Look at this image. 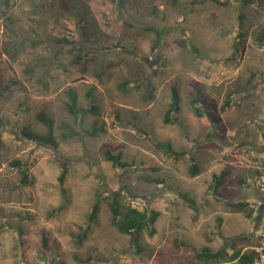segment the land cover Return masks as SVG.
I'll list each match as a JSON object with an SVG mask.
<instances>
[{
    "label": "rangeland",
    "instance_id": "1",
    "mask_svg": "<svg viewBox=\"0 0 264 264\" xmlns=\"http://www.w3.org/2000/svg\"><path fill=\"white\" fill-rule=\"evenodd\" d=\"M192 1L0 0V264H205L194 260L191 248H175V241L196 249L225 247L229 255L258 248L262 255L254 264H264V214L259 216L254 194L264 191V46L256 41L264 30V0L248 6L242 0H223L227 6ZM148 26L167 28L158 51ZM241 32H248L247 46L235 58ZM124 81H130L126 91ZM173 85L181 92V112L178 123L166 125ZM196 86L203 89L201 114L192 104ZM70 90L80 107L93 102L99 112L76 119ZM230 92L236 109L227 114ZM28 105L34 109L26 111L25 123L33 131H48L39 112L54 119L59 149L22 136L18 125ZM103 124L105 132H87ZM66 125L81 134L64 139ZM139 129L189 154L176 160ZM107 148L123 152L133 166L113 168L104 158ZM192 157L201 169L197 176L191 175ZM16 160L28 172L34 196L19 187ZM228 167L221 198L213 175ZM144 174L165 184L140 180ZM98 196V219L78 245L75 235ZM109 197L124 208L160 212L156 233L145 230L137 246L114 225ZM239 200L255 208L253 217L234 210L231 202ZM208 264L238 262L229 257Z\"/></svg>",
    "mask_w": 264,
    "mask_h": 264
},
{
    "label": "trees",
    "instance_id": "2",
    "mask_svg": "<svg viewBox=\"0 0 264 264\" xmlns=\"http://www.w3.org/2000/svg\"><path fill=\"white\" fill-rule=\"evenodd\" d=\"M205 1H211L223 6H227L230 4L229 1H223V0H193L191 2L192 6H198V4H202V2ZM244 2L245 6L252 5L255 3H260L262 0H242ZM77 16V15H76ZM81 23V20L79 19V24ZM148 31H152L155 33V39L153 42L152 50L158 51L161 48L163 36L167 31V28H159L154 26H148L146 27ZM247 40H248V32H241L238 35V41L234 45V57L236 58L238 54H242L247 46ZM257 43L260 46H264V30H260V33L257 35L256 38ZM194 52L199 53V50L194 48ZM82 60V56H79L77 58V63H79ZM136 82H139V79L136 80ZM130 84V81H124L121 85V89L123 91H126L127 86ZM70 96V102H69V111L70 113L78 119L79 117H85L88 114H97L99 112V107L96 106L93 102H90L87 107H80L78 105V99L77 94L73 91H69ZM88 97L91 98V94H88ZM234 95L233 92H230L227 97L225 104L223 106L224 111L227 114H231L236 109V106L233 101ZM203 102V89L200 86H196L195 93L193 96L192 104L195 108V111L198 114L200 113V107L198 105L202 104ZM34 106L31 105L24 110L23 118L19 122V130L22 133V136L29 141L42 143L48 146H51L53 149L57 150L59 149L60 143L55 135V129H54V119L48 115L45 111H41L37 114V118L40 122L45 124L48 128L47 133L41 134L38 132L33 131L26 123L25 119L27 118V112L33 110ZM181 112V94L180 90L177 85H173L171 87V102L166 110L165 116L163 118V123L166 125L169 124H175L179 122V116L178 114ZM115 120H119V115H115ZM4 122L3 120H0V148L3 146V129ZM89 130V131H88ZM87 132L92 136L95 137L101 132H105L107 130V126L105 124L97 126H91L90 129H88ZM140 132H144V135L147 136V138L152 142V144L159 150H163L166 154L174 157L176 160L185 157L189 154V151L186 149L183 150H176L173 147V144L170 141L166 142H160L156 139V137L149 131L139 129ZM66 133H63V138L68 139L70 137H75L81 134L80 131H75L71 126L66 125ZM187 138L190 137L187 135ZM104 158L107 162H110L111 166L115 169L121 168V169H128L132 167L133 165L129 163L128 161L123 160V152L119 153H113L112 149L107 148L104 150ZM191 160V175L197 176L200 174L201 169L198 164V160L194 157L190 158ZM14 166H18L21 170V181L20 186L23 190L26 191V193L29 196H34V191L31 187V181L29 178V174L26 170L22 168L23 164L22 161L16 160L13 164ZM144 166L151 168L153 171H159V168L156 166H153L152 164H144ZM68 174V162H65L64 168L59 176V183L62 186V192L66 193V189L64 188V183L66 181V177ZM231 176V168L228 167L225 170H223L220 174H214L213 175V181L215 183L214 189L219 197L224 198L225 195L219 191V189L223 186L225 183V180L228 179ZM140 180L156 184V185H162L165 184V179L154 177L150 174H144L139 177ZM244 180H240L239 184H244ZM180 196L191 206L195 207L196 201L193 198H190L187 193H180ZM109 205L112 212L113 217V223L117 227V229L123 233L130 235L132 237L133 242L139 246L140 239L142 236V233L145 230H149V233L151 235H154L156 233V229L153 227L156 221L158 220L160 216V212H157L155 210L150 211L148 208L140 209L138 207L134 206H128V207H122L118 197H109ZM231 206L234 208L236 212H244L245 210H248L247 217H253V214L255 212L254 207H250L251 205L247 201H236L231 202ZM250 209H247L249 208ZM63 209V206L58 207L56 211H60ZM101 210V197L98 196L94 204L91 206L87 220L84 224L80 226V231L75 235L76 243L79 245L83 242L85 236L89 233V231L92 228V225L96 223L99 213ZM221 221V219H219ZM242 238L234 237L233 244L236 246V243ZM175 241V248L177 247H188L191 248L194 252V260L196 261H203L205 264L208 263H214L219 262L223 259L231 257L234 260H237L238 264H254L259 258H261L262 252L259 251L258 248H252L245 252L241 251L240 249L236 250L234 255H229L228 250L223 247L221 249H212L211 247H202L199 249L193 248L189 243L187 242H179ZM43 243L45 246H48V239L47 237L43 238ZM75 260L81 263H90L92 262V258L86 257L82 258L78 255H75Z\"/></svg>",
    "mask_w": 264,
    "mask_h": 264
},
{
    "label": "flooded vegetation",
    "instance_id": "3",
    "mask_svg": "<svg viewBox=\"0 0 264 264\" xmlns=\"http://www.w3.org/2000/svg\"><path fill=\"white\" fill-rule=\"evenodd\" d=\"M254 194H257V197L260 201V205L258 206V212H259V216H262L264 214V194L259 191H256ZM247 196L248 195H246V197Z\"/></svg>",
    "mask_w": 264,
    "mask_h": 264
},
{
    "label": "crops",
    "instance_id": "4",
    "mask_svg": "<svg viewBox=\"0 0 264 264\" xmlns=\"http://www.w3.org/2000/svg\"><path fill=\"white\" fill-rule=\"evenodd\" d=\"M179 88V87H178ZM180 90V89H179ZM194 93H195V91H194ZM180 94H181V92H180ZM193 96H194V94H193ZM192 100H193V98H192ZM181 101H182V98H181ZM201 110V109H200Z\"/></svg>",
    "mask_w": 264,
    "mask_h": 264
},
{
    "label": "water",
    "instance_id": "5",
    "mask_svg": "<svg viewBox=\"0 0 264 264\" xmlns=\"http://www.w3.org/2000/svg\"><path fill=\"white\" fill-rule=\"evenodd\" d=\"M140 133H141V134H144V132H142V131H141ZM262 193L264 194V191H262ZM239 201H240V200H239Z\"/></svg>",
    "mask_w": 264,
    "mask_h": 264
}]
</instances>
